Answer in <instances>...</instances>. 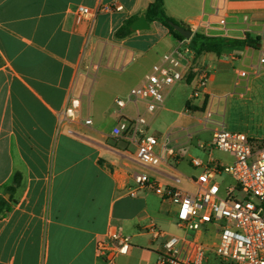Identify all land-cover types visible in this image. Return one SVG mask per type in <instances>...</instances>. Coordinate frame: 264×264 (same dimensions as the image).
Segmentation results:
<instances>
[{"label":"crops","instance_id":"1","mask_svg":"<svg viewBox=\"0 0 264 264\" xmlns=\"http://www.w3.org/2000/svg\"><path fill=\"white\" fill-rule=\"evenodd\" d=\"M155 1L0 0V198L12 207L0 218V264H104L97 245L110 232L131 242L128 255L117 264H158L165 238L153 239L149 228L171 230L177 207L150 190H138L133 174L194 190L192 180L202 170L191 163V140L202 131L213 135L212 130H194L205 110L229 131L264 142V48L249 46L197 57V65L209 73L204 96L192 97L197 84L193 71L168 90L158 112L176 114L179 121L172 130L180 131L150 134V124L147 134L160 145L171 133L167 148L174 152L159 147L164 158L159 165L137 160L140 136L136 141L113 136L121 121L116 100H126L181 42L158 21H148L149 30L116 37L129 20L146 17ZM163 1L166 14L194 33L229 39L249 35L264 43V0ZM80 5L96 17L78 23ZM136 57L150 60L152 67L144 73L127 68ZM134 75L136 81L105 108L114 86ZM182 82L187 90L180 92L178 111L171 97ZM72 96L80 98L81 108L75 121L64 123ZM140 109L145 110L143 104ZM124 112L135 115L132 104ZM88 117L91 126L83 122ZM218 161L231 164L234 158ZM135 189L137 195L130 196Z\"/></svg>","mask_w":264,"mask_h":264},{"label":"built area","instance_id":"2","mask_svg":"<svg viewBox=\"0 0 264 264\" xmlns=\"http://www.w3.org/2000/svg\"><path fill=\"white\" fill-rule=\"evenodd\" d=\"M116 10L121 11L122 7L117 6ZM75 15L76 21L80 23L93 20L96 12L80 5ZM98 67L93 65L92 69L97 70ZM190 71L197 76L192 97L204 96L209 84V73L197 65L196 53L190 47V41L185 39L153 66L144 81L130 90L126 100H116L121 121L112 134L134 141L140 136L137 141V160L141 164L157 166L162 163L164 158L158 155L159 147L164 153L174 152L167 148L171 133L166 135L163 145H160L157 137L147 134L150 121L145 113L154 115L161 110L168 90L184 80ZM240 75L245 76L246 73L241 72ZM128 104L133 105L134 116L124 112ZM141 104L144 105L145 113L140 109ZM80 108V98L72 96L61 121H75ZM214 116L211 110H205L197 117L198 126L201 130H212L210 146L230 154L234 161L224 164L210 159L205 164L199 159H192V165L202 170L192 180L194 191L165 184L145 173L133 174L138 190H150L163 202L176 206L177 227L195 233L189 239L186 235L170 234L152 225L149 232L153 239L165 238L158 264H208L209 252L215 253L222 262L264 264V142H258L244 133L229 131L224 123L213 119ZM83 122L86 126L93 124L90 117ZM201 147L205 148L204 145ZM224 173L235 181V184L226 188L225 197L220 194V181ZM176 181L179 182L178 179ZM137 189L131 191L130 196L135 197ZM204 234L212 235L215 241L211 245L205 243L202 239ZM130 246L127 236L110 232L98 243L97 252L104 264H117L119 257L128 255Z\"/></svg>","mask_w":264,"mask_h":264},{"label":"rangeland","instance_id":"3","mask_svg":"<svg viewBox=\"0 0 264 264\" xmlns=\"http://www.w3.org/2000/svg\"><path fill=\"white\" fill-rule=\"evenodd\" d=\"M190 41V40H189ZM154 62L157 61V58L153 60ZM153 65V62H151L150 60H145L142 61L139 57H136L135 60L132 61V63L130 64L129 67L127 68H139L137 73H144L146 71H148L149 68H151ZM120 66H118L117 68H119ZM137 76H127L126 79V83L119 85L116 84L114 86V88L116 89V91H112V94L110 96L105 97V102H104V107L108 108L109 106V99L114 97V95L119 94L126 85L129 84H133L136 81ZM180 87L178 89V91H175L173 96L171 98L175 99V109H177L178 111L181 110L182 105H181V100L182 97H180L179 95L181 91H186L187 88L184 87V83H179ZM181 88V89H180ZM177 90V89H176ZM132 108V107H130ZM143 113H145V110L143 109ZM146 118L150 121L151 124V129L149 130L150 134H155L158 135V133L164 132V131H168L171 132L172 127H175L174 125L178 123V118L176 114H172V113H168L165 111H160L157 114H155V116H153L150 114L145 113ZM213 119H215L216 121L219 120L218 116H214ZM108 124V122H107ZM195 131H200V127H196L194 129ZM172 131H180L179 128H173ZM211 136L212 133L209 131H202L200 132L198 135H195L193 137V139L191 140V145L190 147L192 148V150H194V155L193 157L200 159L203 163H208L210 159L213 160H221V161H227L230 162L232 161V156L230 154L224 153L222 151L217 150L216 148L210 146V142H211ZM203 144L205 146V148H203L202 150H200L198 148L199 144ZM211 156V158H210ZM235 184V181L231 178V176H229L228 174L224 173L222 175L221 181H220V186H221V196L225 197L226 196V188ZM191 191H194L193 188L191 189ZM176 222L174 221L173 226L171 227V230H166L169 233H172L174 235H186L189 239H192L195 236V233L192 231H186V230H182L179 229L178 227L175 226ZM203 241L205 243L208 244H212L215 240L214 237L212 235H208V234H204L203 235ZM207 258L209 259L208 264H232L230 262H222L221 259L217 258V256L215 255V253L213 252H209L207 253Z\"/></svg>","mask_w":264,"mask_h":264},{"label":"trees","instance_id":"4","mask_svg":"<svg viewBox=\"0 0 264 264\" xmlns=\"http://www.w3.org/2000/svg\"><path fill=\"white\" fill-rule=\"evenodd\" d=\"M146 18L148 21H158L164 27H166L169 33L177 40H185V37L177 32L172 26H170V22L176 23L186 28L183 24L177 22L175 19L169 17L164 8L163 0H156L150 9L146 12ZM137 18L131 19L126 24H124L117 32L116 37L119 39L126 38L130 36L133 31L131 30V26L134 24ZM189 29V28H187ZM261 38H251L247 35L244 39H229L223 37H211L201 33H194V36L190 40V47L196 53V56H202L204 54H214L216 56H221L228 47H237V46H249L252 48H256L261 44ZM191 80V79H190ZM189 80V81H190ZM16 185L19 184V175L16 176L15 179ZM15 191V187H11L9 189L10 193ZM12 207L8 205V201L4 198H0V218L5 217L10 211Z\"/></svg>","mask_w":264,"mask_h":264},{"label":"water","instance_id":"5","mask_svg":"<svg viewBox=\"0 0 264 264\" xmlns=\"http://www.w3.org/2000/svg\"><path fill=\"white\" fill-rule=\"evenodd\" d=\"M170 26H172L177 32L182 34L186 40H191L192 37L194 36V32L192 30H189L181 25H178L176 23L170 22ZM150 29V25L148 23V20L146 17L143 15L141 16L132 26L131 30L132 31H146ZM258 47H263L264 44H260Z\"/></svg>","mask_w":264,"mask_h":264}]
</instances>
